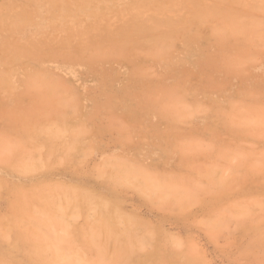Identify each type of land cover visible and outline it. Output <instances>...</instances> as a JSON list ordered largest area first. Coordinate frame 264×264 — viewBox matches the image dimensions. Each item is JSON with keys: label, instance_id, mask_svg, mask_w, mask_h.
<instances>
[{"label": "rangeland", "instance_id": "obj_1", "mask_svg": "<svg viewBox=\"0 0 264 264\" xmlns=\"http://www.w3.org/2000/svg\"><path fill=\"white\" fill-rule=\"evenodd\" d=\"M222 1L0 0V264H264V0ZM138 4L212 13L87 58Z\"/></svg>", "mask_w": 264, "mask_h": 264}, {"label": "bare ground", "instance_id": "obj_2", "mask_svg": "<svg viewBox=\"0 0 264 264\" xmlns=\"http://www.w3.org/2000/svg\"><path fill=\"white\" fill-rule=\"evenodd\" d=\"M38 1V0H37ZM44 1V0H43ZM48 1V0H47ZM71 1V0H70ZM120 1V0H118ZM222 1V0H221ZM227 1V0H226ZM24 2V1H23ZM52 3L55 4V1H51ZM59 2V1H58ZM61 2V1H60ZM78 4L80 6H85L87 5V3L89 2V0H77ZM105 2V1H103ZM114 2V1H113ZM150 2V1H149ZM170 2V1H169ZM218 2V1H217ZM225 2V0H224ZM26 3V1H25ZM91 3V2H90ZM173 3V2H172ZM223 3V1H222ZM89 4V3H88ZM151 4V3H150ZM158 4V3H157ZM161 4V3H160ZM218 4V3H217ZM25 5V4H24ZM46 5V4H45ZM61 5V4H60ZM98 5V4H97ZM178 5V4H177ZM190 8H192L193 3H188L187 4ZM109 6V5H108ZM119 6V4L117 5ZM147 6V5H146ZM169 6V5H168ZM206 6V5H205ZM211 6V5H210ZM38 7V5H37ZM48 7V6H47ZM121 7V6H120ZM119 7V8H120ZM155 10H153L154 12H162L165 10L164 7H158L157 5L153 6ZM26 8V7H25ZM29 8V7H28ZM40 8V7H38ZM95 8V7H94ZM123 8V7H122ZM141 8H145V4H138V5H134L129 11H134V13L131 12L130 17L123 22V24L121 26H119L118 29H115V31H110L109 29H107L106 27L103 28L104 32L98 35V38H93V39H88L85 41V43H83L81 45V50L82 51H89V53L86 55L87 58H91L94 59L95 58V51L101 52L104 50L108 51H117V50H122V49H127L129 48V46H131L128 41L129 40H133V45L137 46V47H146L147 52H154L156 53L157 51H159V47L160 46H165L166 43L173 37L176 36L177 34L181 33L179 32V29H182V26H188L189 29H197L198 27H200L201 25L205 24L206 22H209V15L208 12L210 11V13H212V10L209 9L208 7H200V6H196V8H198L197 10L193 9L192 10V14L190 15V17L188 18H180V19H169V18H159L158 16L154 15L150 18V24L146 23V20L143 19V15L141 16L140 14V9ZM23 9V8H22ZM61 9V8H60ZM89 9V8H88ZM28 11V10H27ZM32 11V10H31ZM63 11V10H62ZM79 11V10H78ZM121 11V10H120ZM222 11V10H221ZM219 12V13H224L225 12ZM226 11V10H225ZM49 12V11H47ZM108 12V11H107ZM115 12V11H114ZM190 12V10H189ZM216 12V13H217ZM229 12V11H228ZM4 13V12H3ZM46 13V12H45ZM61 13V11H60ZM147 13V12H146ZM171 13V12H170ZM215 14V12H214ZM231 14V13H230ZM59 15V14H57ZM117 15V14H116ZM48 16V15H47ZM160 16V15H159ZM59 17V16H58ZM113 17V16H112ZM123 17V16H122ZM125 17V15H124ZM11 20V23L13 25L16 26H20L21 23H23L27 17L24 13H18L16 15H13ZM47 18V17H46ZM71 18V17H70ZM114 18V17H113ZM127 18V17H126ZM101 19V18H100ZM103 19V18H102ZM111 19V18H110ZM217 20V22L219 21V30L221 29L222 34H230L231 32H233V25L235 24L236 21H234L235 19L229 17H225L222 16L221 18L219 17V19H215ZM64 21V20H63ZM103 21V20H102ZM109 21V19H108ZM212 21V20H210ZM2 22V21H1ZM8 22V21H6ZM41 22V21H40ZM60 22H62V20H60ZM111 22V20H110ZM83 23V22H82ZM2 24V23H1ZM53 24V23H52ZM78 24V23H77ZM81 24V23H80ZM27 25V24H26ZM48 25V24H47ZM56 25V24H55ZM61 25V23H60ZM69 25V24H68ZM73 25V24H72ZM75 25V24H74ZM73 25V26H74ZM82 26V25H81ZM80 26V27H81ZM96 23H95V28L96 27ZM22 27V26H21ZM25 27V26H23ZM33 27V26H32ZM63 27V26H62ZM78 27V26H77ZM109 27V26H108ZM16 28V27H14ZM19 28V27H18ZM54 28V27H53ZM110 28V27H109ZM22 29V28H21ZM19 29V30H21ZM58 29V28H57ZM93 29V28H92ZM40 31V30H39ZM38 31V32H39ZM187 30L183 31V33H185ZM43 32V31H42ZM41 32V33H42ZM50 32V31H49ZM54 32V31H53ZM44 34V33H43ZM58 34V33H57ZM36 35V34H34ZM50 35V34H49ZM31 37V36H30ZM34 37V36H33ZM48 37V36H47ZM37 38V37H36ZM193 38V37H192ZM42 39V37L40 38ZM34 40V39H32ZM56 40V39H54ZM175 40V38H174ZM173 40V41H174ZM179 40V39H178ZM191 41V39H190ZM204 41V40H203ZM18 42V41H17ZM47 42V41H46ZM130 42V41H129ZM54 43V42H53ZM174 43V42H173ZM191 43V42H190ZM4 44V43H3ZM23 44V43H22ZM38 44V43H37ZM129 44V45H128ZM168 44V43H167ZM188 44V43H187ZM195 44V43H194ZM19 45V44H18ZM192 45V44H191ZM3 46V45H2ZM134 46H132L133 48H135ZM184 46V45H183ZM202 46V45H201ZM27 47V46H26ZM1 48V47H0ZM11 49L12 52V56H17L21 53L23 54H27V55H33L31 52L28 51V48H20V47H9ZM201 48V47H200ZM136 49V48H135ZM162 49V48H161ZM169 48H166V50ZM199 49V48H198ZM2 50V49H1ZM79 51V50H78ZM1 53V52H0ZM191 53V52H190ZM2 54V53H1ZM9 54V53H8ZM11 54V53H10ZM101 54H105V53H101ZM115 54V53H114ZM21 56V55H20ZM4 57V56H3ZM2 57V58H3ZM24 57H27L26 55ZM30 57V56H29ZM6 58V56H5ZM33 58V57H32ZM44 58V57H43ZM51 59H53L52 57H50ZM119 58V57H118ZM56 59V58H55ZM26 60V59H25ZM40 60V59H39ZM54 60V59H53ZM69 60V58H68ZM105 60V59H104ZM134 60V59H133ZM1 61V60H0ZM32 61V60H31ZM43 61V60H42ZM48 61V60H47ZM82 61V60H80ZM79 61V62H80ZM93 60H91L92 62ZM13 62V61H12ZM21 62V61H20ZM23 62V61H22ZM78 62V61H77ZM88 62V61H87ZM105 62V61H104ZM8 62H6L7 64ZM17 63V62H16ZM15 63V64H16ZM65 63V62H64ZM67 63V62H66ZM86 63V62H85ZM96 63V62H95ZM98 63V62H97ZM26 64V63H25ZM24 64V65H25ZM37 64V62L35 63ZM79 64V63H77ZM100 64V63H99ZM98 64V65H99ZM10 65V63H9ZM30 65V64H29ZM38 65V64H37ZM97 65V66H98ZM128 65V64H127ZM14 66V65H13ZM19 67V65H16ZM21 66V65H20ZM23 66V65H22ZM91 66V65H90ZM188 66V65H187ZM1 67V66H0ZM30 67V66H29ZM28 67V68H29ZM35 67V66H34ZM33 67V68H34ZM110 67V66H109ZM4 68V67H1ZM24 68V67H23ZM26 68V67H25ZM99 68V67H97ZM101 68H103L101 66ZM119 68V67H118ZM5 69V68H4ZM30 69V68H29ZM36 69V68H35ZM42 69V68H41ZM92 69V68H91ZM129 69V68H128ZM153 69V68H152ZM9 70V68L7 69V71ZM14 70V69H13ZM12 70V71H13ZM38 70V69H37ZM19 71V70H18ZM35 71V70H34ZM42 71V70H41ZM127 71V70H126ZM129 71V70H128ZM95 72V71H94ZM120 72V71H119ZM137 72V71H136ZM16 73V71L14 72ZM13 73V74H14ZM19 73V72H18ZM24 73V71H23ZM43 73V72H41ZM51 73V72H50ZM93 73V72H92ZM107 73V72H106ZM46 74V73H45ZM103 74V73H102ZM109 74V73H108ZM6 75V74H5ZM16 75V74H15ZM19 75V74H18ZM30 75V74H29ZM28 75V76H29ZM48 75V74H47ZM62 75V74H61ZM120 75V74H119ZM118 75V76H119ZM132 75V74H131ZM130 75V76H131ZM17 76V75H16ZM23 76V75H22ZM32 76V75H30ZM94 76V74H93ZM127 76V75H126ZM48 77V76H47ZM104 77V76H102ZM18 78V77H17ZM24 78V76H23ZM56 78V77H55ZM99 78V77H98ZM121 78V77H120ZM124 78V77H123ZM12 79V78H11ZM14 79V76H13ZM56 79H60V78H56ZM111 79V78H110ZM23 80V79H22ZM65 80V79H64ZM231 80V79H230ZM116 81V80H115ZM124 81V80H123ZM11 82V81H10ZM17 83V82H15ZM123 83V82H122ZM24 84V83H23ZM36 84V83H35ZM48 86H51L50 83H46ZM54 84V83H53ZM60 84V83H59ZM66 84V82H65ZM121 84V82H120ZM129 84V83H128ZM41 85V84H40ZM44 85V84H43ZM108 85V84H107ZM123 85V84H122ZM35 86V85H34ZM64 86V85H63ZM69 86V85H68ZM13 87V86H12ZM65 87V86H64ZM67 87V86H66ZM114 87V86H113ZM44 88V87H41ZM49 89V88H48ZM75 89V88H74ZM110 89V88H109ZM153 89V88H152ZM76 90V89H75ZM107 90V89H106ZM147 91V89L145 90ZM17 92V90H16ZM110 92V91H109ZM21 93V92H20ZM78 93V92H77ZM148 93V92H147ZM55 94V91L52 90V95ZM57 94V93H56ZM111 94V93H109ZM144 94V93H143ZM202 94V93H201ZM20 95V94H19ZM22 95V94H21ZM137 95V94H136ZM145 96V94H144ZM228 96V95H227ZM120 97V96H119ZM134 97V95H133ZM142 97V96H141ZM14 98V97H13ZM61 98V97H59ZM109 98V97H108ZM18 99V98H17ZM124 99V98H123ZM195 99V98H194ZM223 99V98H222ZM89 100V99H88ZM62 101V100H61ZM125 101V100H124ZM133 101V100H132ZM216 101V100H215ZM107 102V101H106ZM66 103V102H65ZM127 103V102H126ZM217 103V102H216ZM80 105V104H79ZM18 106V105H17ZM63 107V106H62ZM65 107V106H64ZM96 107V106H95ZM69 110V109H68ZM88 110V109H86ZM90 111V110H88ZM80 112V111H79ZM81 119V118H80ZM78 120V119H77ZM228 127V126H227ZM264 159V158H263ZM259 165V164H258ZM71 172V171H70ZM62 180V179H61ZM44 185V184H43ZM85 186V185H84ZM199 186V185H198ZM86 187V186H85ZM14 188V187H13ZM86 189V188H85ZM89 199H91L89 197ZM102 200V199H101ZM108 200V199H107ZM89 201V200H88ZM87 201V202H88ZM90 203V202H89ZM104 205V204H103ZM105 206V205H104ZM103 206V207H104ZM69 216V215H68ZM71 220V219H70ZM69 223L71 221H68ZM94 232V231H92ZM55 235V234H54ZM46 236V235H45ZM49 236V235H48ZM63 236V235H62ZM90 236V235H89ZM93 236V235H92ZM94 237V236H93ZM91 239V238H90ZM93 239V238H92ZM94 240V239H93ZM92 242V241H91ZM95 242V240H94ZM132 242V241H131ZM20 243V242H19ZM27 243V242H25ZM29 243V242H28ZM27 243V244H28ZM70 243V242H69ZM32 245V244H31ZM110 246V245H109ZM136 246V245H135ZM140 246V245H138ZM13 254V253H12ZM10 256V255H9ZM65 257L68 256H63V261L64 264H85L84 261H76L75 263H73L70 260H65ZM4 258V257H3ZM139 258V257H138ZM71 259V258H70ZM14 260V259H13ZM82 260V259H81ZM132 260V259H131ZM18 261V260H17ZM134 261V260H132ZM136 261V259H135ZM66 262V263H65ZM19 263V262H18ZM32 264V263H31ZM94 264V263H93ZM131 264V263H130Z\"/></svg>", "mask_w": 264, "mask_h": 264}]
</instances>
